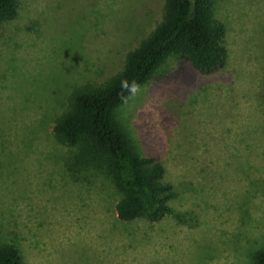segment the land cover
Masks as SVG:
<instances>
[{"label":"rangeland","instance_id":"obj_1","mask_svg":"<svg viewBox=\"0 0 264 264\" xmlns=\"http://www.w3.org/2000/svg\"><path fill=\"white\" fill-rule=\"evenodd\" d=\"M215 2L224 65L170 58L118 111L175 192L150 223L117 220L119 196L66 169L51 127L72 86L119 69L158 3L20 0L0 29V242L26 264H250L264 245V0Z\"/></svg>","mask_w":264,"mask_h":264},{"label":"trees","instance_id":"obj_2","mask_svg":"<svg viewBox=\"0 0 264 264\" xmlns=\"http://www.w3.org/2000/svg\"><path fill=\"white\" fill-rule=\"evenodd\" d=\"M154 1L156 19L138 33L119 69L101 82L72 86L51 127L55 143L72 151L66 169L103 177L119 196L114 213L121 222L162 220L172 214L169 201L175 192L163 181L162 162L138 150L118 111L170 58L201 74L213 73L226 59L225 29L215 17V0ZM19 6L20 0H0V29L17 18ZM249 261L264 264V245ZM0 264L26 262L16 244L2 241Z\"/></svg>","mask_w":264,"mask_h":264}]
</instances>
